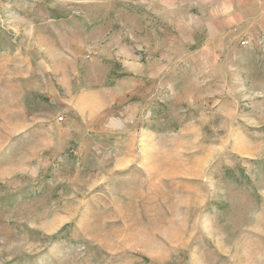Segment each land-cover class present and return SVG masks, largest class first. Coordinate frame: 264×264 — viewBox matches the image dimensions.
Returning <instances> with one entry per match:
<instances>
[{
  "label": "rangeland",
  "instance_id": "obj_1",
  "mask_svg": "<svg viewBox=\"0 0 264 264\" xmlns=\"http://www.w3.org/2000/svg\"><path fill=\"white\" fill-rule=\"evenodd\" d=\"M0 264H264V0H0Z\"/></svg>",
  "mask_w": 264,
  "mask_h": 264
},
{
  "label": "crops",
  "instance_id": "obj_2",
  "mask_svg": "<svg viewBox=\"0 0 264 264\" xmlns=\"http://www.w3.org/2000/svg\"><path fill=\"white\" fill-rule=\"evenodd\" d=\"M208 33L212 37L213 41L215 42V21L212 22L210 30ZM219 33H220V31H219Z\"/></svg>",
  "mask_w": 264,
  "mask_h": 264
},
{
  "label": "built area",
  "instance_id": "obj_3",
  "mask_svg": "<svg viewBox=\"0 0 264 264\" xmlns=\"http://www.w3.org/2000/svg\"><path fill=\"white\" fill-rule=\"evenodd\" d=\"M241 45L242 46H248L249 45V41L248 40H242L241 41ZM64 118L63 117H60V120L62 121Z\"/></svg>",
  "mask_w": 264,
  "mask_h": 264
}]
</instances>
